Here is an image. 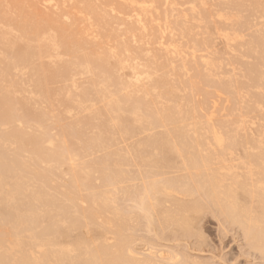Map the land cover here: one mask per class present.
<instances>
[{
  "label": "bare ground",
  "instance_id": "obj_1",
  "mask_svg": "<svg viewBox=\"0 0 264 264\" xmlns=\"http://www.w3.org/2000/svg\"><path fill=\"white\" fill-rule=\"evenodd\" d=\"M126 207L264 259V0H0V264H202Z\"/></svg>",
  "mask_w": 264,
  "mask_h": 264
},
{
  "label": "rangeland",
  "instance_id": "obj_2",
  "mask_svg": "<svg viewBox=\"0 0 264 264\" xmlns=\"http://www.w3.org/2000/svg\"><path fill=\"white\" fill-rule=\"evenodd\" d=\"M38 7H40V9L39 10H41V6H38ZM27 75L25 76V79H27ZM62 114H60V116H61ZM55 133H57V131L55 132ZM55 133H52V134H55ZM73 147V145L71 144H68V147ZM72 147L71 148H69V151H70V149H71V151L70 152H73L72 150ZM99 155H102V154H96V155H94V158H96V157H98ZM77 166H78V164H77ZM76 166V167H77ZM65 168V167H64ZM67 169H68V167H67ZM66 168L64 169V170H67ZM68 177V176H67ZM66 176H64V179H67V180H64V182H67L68 180H69V177L67 178ZM97 181V180H96ZM97 185H98V182L96 183ZM95 184V185H96ZM99 184H100V182H99ZM98 187V186H97ZM125 204L127 203V202H124ZM124 205V204H123ZM128 205H129V203H128ZM126 206H127V204H126ZM130 206H131V204H130ZM130 206H129V208H130ZM124 207V206H123ZM128 207V206H127ZM127 207L126 208H124L125 210L127 209ZM128 210V209H127ZM136 210V209H135ZM130 211V209L128 210V212ZM132 211H134V209H131V211H130V213H132L133 214V212ZM138 211V210H137ZM127 212V211H126ZM135 212V211H134ZM136 213V212H135ZM211 212H209V213H204V214H202L201 215V217H200V221H199V223H197V225L195 226V229L194 230H192V234H193V232H194V234L192 235V234H190V235H186L184 238H183V235H180L179 234V236L178 235H176L175 234V237H177V238H174V236L172 235V234H174L173 233V231L170 229V230H168V229H166L165 230V232H163V234H159V238L158 237H156L155 236V234L154 233H150V234H153V235H151L150 236V234L146 231V226L144 227V224L142 223L143 221H142V219L139 217H137L138 215L136 214H133L135 217H137V219L139 220V222H138V220H137V222L139 223V224H141L142 223V225L143 226H141V228H140V230H139V228H138V230H139V233L137 232L138 230H137V227H138V225L139 224H136V226H135V223H136V221H135V223L133 222L132 223V226H133V224H134V226H133V232H134V229L136 230L134 233H131L132 232V230H131V232H129V234L128 235H130V234H132V236L133 235H138V234H142V235H144L145 234V236H142L141 234L140 235H138V237L139 236H142V238L141 239H139V240H141V242L140 243H142V240L143 241H145V239H148V238H151V240L149 239V241L150 242H155L154 244L155 245H157L158 246V244H159V246L161 245V247H159L160 249H163L164 248V251H165V249H168V250H170V248H171V250H174L175 249V251H177V250H179V251H177V252H180V253H182L183 254V252H185L184 253V255L187 253V255H185L186 257H187V260H188V262L189 261H192L194 258V260L192 261V262H198V261H200L202 264H204V262H205V264H209V262L211 263V264H250L251 262L252 263H258V264H264V259H262V260H259V259H261V257H259L258 255V253H255L254 254V251H249L248 249H250L249 247H247L248 245H247V243L245 242V239L243 238L244 236L242 235L243 233L241 232V230H239V228H237V227H233V226H231V225H228V224H224L225 222L222 220V218L221 217H217V216H213L214 214L213 213H211V216L210 215H208V214H210ZM205 214L206 215H208V216H205ZM134 217V218H135ZM213 217V218H212ZM215 218V219H214ZM217 218V219H216ZM141 219V220H140ZM218 222H220L221 223V225H220V223H218ZM141 221V222H140ZM197 221V222H198ZM145 222V221H144ZM220 226H219V225ZM131 226V225H130ZM226 226H230V227H226ZM136 227V228H135ZM143 227V228H142ZM131 228V227H130ZM238 230H237V229ZM169 231H172V233L171 232H168ZM142 232H144V233H142ZM200 232V233H199ZM136 233V234H135ZM161 233V232H160ZM164 233H167L169 236H170V234H171V236L170 237H165V235L166 236H168L167 234H164ZM196 233V234H195ZM198 234L200 235V237H198ZM147 235V236H146ZM162 235H164L163 237H160V236H162ZM136 236H134V237H136ZM190 237V238H187V237ZM138 237H136V238H138ZM143 237H144V239H143ZM155 237H156V239H158V240H156L155 239ZM165 237V238H164ZM178 237L180 238L179 240L180 241H182L183 243H180V241L179 240H177L178 239ZM202 237V238H201ZM140 238V237H139ZM161 238V239H160ZM163 238V239H162ZM167 238H169V239H167ZM171 238H173V239H171ZM186 238V239H185ZM168 240L169 242H170V244H169V242L168 243H166L165 241H160V240ZM172 242H171V241ZM174 240H176V241H179V243L178 242H176V241H174ZM185 240H186V242H185ZM190 240V241H189ZM199 240H202V242L203 241H206L205 243L203 242V243H201ZM148 241V240H147ZM147 241H145L144 243H147ZM148 241V242H149ZM196 241V242H195ZM198 241V242H197ZM144 243H142V244H144ZM174 245H172V244ZM183 244H184V246L186 247L187 246V248H185L184 246H183ZM203 244V245H202ZM180 245V246H179ZM202 245V246H201ZM143 246V245H142ZM164 246V247H163ZM172 246V247H171ZM245 246H246V248H245ZM170 247V248H169ZM175 247V248H174ZM140 248H142V247H140ZM173 248V249H172ZM248 248V249H247ZM177 249V250H176ZM186 249H188V251L186 250ZM167 250V251H168ZM190 250V251H189ZM248 250V251H247ZM167 251H165V252H167ZM183 251V252H182ZM250 255V256H249ZM253 256H255V257H253ZM190 257V259H188ZM198 257V258H197ZM248 257H252L250 260H248L249 258ZM193 258V259H192ZM248 258V259H247ZM258 258V259H257ZM196 260H198V261H196ZM203 260H204V262H203ZM254 260V261H253ZM261 261V262H260ZM214 262V263H213ZM216 262V263H215ZM247 262V263H246ZM256 263V264H257ZM189 264H191V262H189Z\"/></svg>",
  "mask_w": 264,
  "mask_h": 264
}]
</instances>
